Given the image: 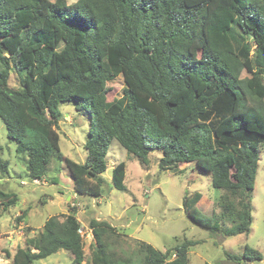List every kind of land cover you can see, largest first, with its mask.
Listing matches in <instances>:
<instances>
[{
	"label": "trees",
	"instance_id": "obj_1",
	"mask_svg": "<svg viewBox=\"0 0 264 264\" xmlns=\"http://www.w3.org/2000/svg\"><path fill=\"white\" fill-rule=\"evenodd\" d=\"M13 69L18 89L9 86ZM245 69L249 78H242ZM120 77L122 96L109 101L108 84ZM64 103L90 115L85 163L61 153ZM0 118L17 151L28 155L33 180H42L56 158L78 196L99 198L117 140L143 166L158 151L161 171L195 164L211 175L224 192L220 214L203 215L198 192L186 193L184 206L212 234L248 235L264 144V0H0ZM126 173L125 162L113 168L115 189H126ZM17 200L0 190L3 211ZM90 227L92 264H189V248L199 243L185 240L162 252L142 242L134 261L115 249L112 225L93 219ZM79 229L74 210L62 221L50 217L8 264H34L61 250L85 264ZM112 235L116 242L109 243ZM243 258L263 260L250 247Z\"/></svg>",
	"mask_w": 264,
	"mask_h": 264
},
{
	"label": "rangeland",
	"instance_id": "obj_2",
	"mask_svg": "<svg viewBox=\"0 0 264 264\" xmlns=\"http://www.w3.org/2000/svg\"><path fill=\"white\" fill-rule=\"evenodd\" d=\"M76 1L68 0V3ZM249 77L245 69L242 78ZM9 86L20 88V78L14 69ZM108 87V100L111 101L122 96L124 81L120 77L110 82ZM59 109L62 115L57 131L61 153L77 163H85L90 115L74 103L61 104ZM260 156L255 189L250 198L253 208L251 232L223 237L199 226L184 206L186 193L191 196L198 192L202 199L197 209L203 215L221 212L218 203L224 192L213 187L211 175L196 171L195 164H182V171L178 173L161 171L158 167L161 153L156 151L150 153L149 165L143 166L136 156L114 140L107 155L108 169L103 175L102 196H78L68 168L56 158L50 160L42 180L31 179L26 169L28 155L17 151V145L8 139L5 124L0 118V190L18 197L16 204L7 211H3L4 207L0 205V264L10 263L18 248H27V240L38 236L50 217L57 216L62 221L72 210L84 230L92 229L90 222L93 219L112 225L118 233V242L114 240L116 235H112L109 243L115 241V249L124 257L134 258V261L142 257L139 250L142 242L165 252L185 240H191L199 243L189 248V264H264V144ZM120 162L127 165L124 191L115 189L111 180L113 168ZM69 196L73 199L68 200ZM23 213L26 216L20 219ZM81 237L85 264H92L93 229L92 238ZM246 247L257 250L263 260L246 261L243 258ZM228 255L241 260L230 259ZM34 264L74 263L71 253L61 250Z\"/></svg>",
	"mask_w": 264,
	"mask_h": 264
},
{
	"label": "built area",
	"instance_id": "obj_3",
	"mask_svg": "<svg viewBox=\"0 0 264 264\" xmlns=\"http://www.w3.org/2000/svg\"><path fill=\"white\" fill-rule=\"evenodd\" d=\"M36 181H38V180H36ZM79 234H80L81 236H84V237L90 239V238H92V229L87 228V230H84L83 227H81V228L79 229Z\"/></svg>",
	"mask_w": 264,
	"mask_h": 264
},
{
	"label": "crops",
	"instance_id": "obj_4",
	"mask_svg": "<svg viewBox=\"0 0 264 264\" xmlns=\"http://www.w3.org/2000/svg\"><path fill=\"white\" fill-rule=\"evenodd\" d=\"M75 195H76V194H75ZM72 199H73V197H71V196L68 197V200H72Z\"/></svg>",
	"mask_w": 264,
	"mask_h": 264
}]
</instances>
